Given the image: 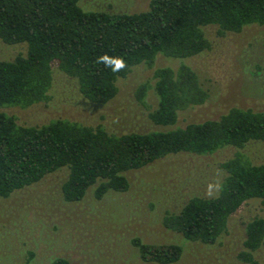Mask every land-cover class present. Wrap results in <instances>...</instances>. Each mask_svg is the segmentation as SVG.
<instances>
[{"label": "trees", "instance_id": "trees-1", "mask_svg": "<svg viewBox=\"0 0 264 264\" xmlns=\"http://www.w3.org/2000/svg\"><path fill=\"white\" fill-rule=\"evenodd\" d=\"M79 2L0 0V40L27 47L25 54L0 60V108L47 101L54 62L77 81L87 100L106 103L134 66H152L158 55L184 59L208 49L207 25H216L219 34L264 25V0H150L146 9L129 13L84 10ZM153 80L140 84L136 94L142 101L153 90L156 105L149 118L158 129L114 133L65 118L26 125L0 111V197L66 168L60 185L66 202L81 200L90 188L101 199L129 188L127 171L167 155H205L264 141V111L232 107L216 119L175 125L181 111L203 104L209 95L190 65L157 67ZM220 168L225 176L217 194L193 195L178 210L166 211L161 219L166 229L212 244L245 201L259 199L264 208V163L236 151ZM263 241L264 215L246 223L239 260L259 264L255 251ZM132 244L145 262L170 264L182 254L175 242L134 237ZM46 264L73 263L57 256Z\"/></svg>", "mask_w": 264, "mask_h": 264}, {"label": "rangeland", "instance_id": "rangeland-1", "mask_svg": "<svg viewBox=\"0 0 264 264\" xmlns=\"http://www.w3.org/2000/svg\"><path fill=\"white\" fill-rule=\"evenodd\" d=\"M150 0H80L84 10L136 12ZM210 47L194 56L175 59L158 55L152 66L136 65L117 81L118 92L106 103L87 100L77 81L54 62L49 99L29 107L0 108L17 122L40 125L65 118L108 131L158 129L149 118L156 105L150 89L142 101L137 89L153 83V71L161 66L190 65L209 95L201 105L185 109L175 125L216 119L232 107L264 111V25L251 24L239 32L219 34L216 25L204 27ZM26 44L0 40V60L26 53ZM244 152L252 162L264 163V141L242 148L226 146L211 154L177 153L126 172L129 188L109 191L101 199L88 189L75 202H66L60 185L66 168L40 181L0 197V264H46L62 256L73 264H159L145 262L132 244L134 237L147 243L175 242L182 246L180 258L170 264H245L238 255L244 249L246 223L264 215L259 199L245 201L228 219L227 229L212 244L189 241L166 229L162 216L178 210L193 195H216L225 172L220 163ZM264 264V241L255 251Z\"/></svg>", "mask_w": 264, "mask_h": 264}]
</instances>
